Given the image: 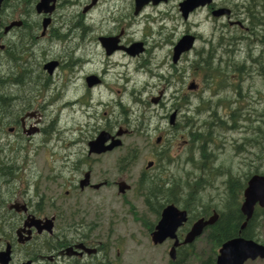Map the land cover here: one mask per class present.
<instances>
[{
	"label": "flooded vegetation",
	"instance_id": "1",
	"mask_svg": "<svg viewBox=\"0 0 264 264\" xmlns=\"http://www.w3.org/2000/svg\"><path fill=\"white\" fill-rule=\"evenodd\" d=\"M38 1L0 3V250L10 244L9 264L18 250L24 253L15 264H111L98 193L115 182L118 193L132 188L146 203L140 179L147 173L141 171L132 187L114 180L106 158L126 137L141 140L156 134L145 124L149 111L158 109L160 119L173 111L166 92L141 86V70L147 64L157 72H175L173 46L188 33L194 41L185 53L193 60L239 56L237 66L251 70L254 64L245 56L252 55L259 58L257 73L264 77V0H210L187 18L179 6L183 0H48L37 11ZM219 8L228 12L215 15ZM198 15L202 17L193 19ZM204 26L208 33L201 30ZM198 41L201 46L196 47ZM133 43L140 45L134 55L125 49ZM157 51L161 57L152 65ZM50 60L58 61L52 72L44 68ZM85 62L89 72H76ZM128 72L136 73L138 85L130 82ZM87 76H92L91 84ZM171 78L166 81L172 86ZM100 133L106 135V145L116 138L121 144L101 153L90 151L89 142ZM46 146L53 152L50 162L44 156ZM157 160H150L151 166ZM122 181L129 185L124 192L119 190ZM169 203L188 216L187 208L175 202L164 201L160 213ZM192 205L198 210L193 199ZM179 230L182 241L187 231Z\"/></svg>",
	"mask_w": 264,
	"mask_h": 264
},
{
	"label": "rangeland",
	"instance_id": "2",
	"mask_svg": "<svg viewBox=\"0 0 264 264\" xmlns=\"http://www.w3.org/2000/svg\"><path fill=\"white\" fill-rule=\"evenodd\" d=\"M199 17L202 16L198 15L193 19ZM201 30L208 33L209 27L204 26ZM199 46L201 42L198 41L196 47ZM243 54L244 52L242 56ZM160 55L161 52L157 51L152 65H155ZM162 55H166V50L162 52ZM192 58L186 53L182 54L175 72H157L154 67L149 69L150 67L145 65L146 70H141V86H144L145 90L153 87L157 91L161 89L163 93L166 92L168 98H175H167L170 111L177 110L175 124L169 125L168 119L158 118V109L156 113L149 111L151 116L146 117L145 124L150 125L151 130L154 128L157 131L156 134L150 135L149 138L146 135L141 140L134 137L124 138L120 148H115L110 153L109 159L106 158V164L114 180H125L132 187L137 183L141 171H146L147 176L151 177L161 178L163 172V177L177 179L179 176L183 189L186 188V181L192 182L195 176H199L201 186L198 187L197 194L199 193L201 201L211 202L220 208L226 196L225 183L229 176L243 181L255 170L264 172V137L260 135L253 137L255 126L261 124L259 116L254 115V109L261 111L264 108V77L257 73L260 71L261 62L253 63V68L251 70L248 68L247 72L232 71L226 66V62L231 64L240 61L239 56L223 61L208 58H204L203 61V59L193 60ZM205 61H208L210 65L219 63L222 70L219 73L214 72L212 80L208 73L204 72L205 70L211 72L206 67ZM200 63H203V69L200 68ZM230 67L232 68L231 65ZM89 69V62H85L76 72H89ZM121 69L123 70L124 67H115L117 71ZM128 69L129 71L134 69V61L130 60ZM234 72L241 74L242 77L238 78ZM135 74V72H128L131 77L130 82L138 85ZM169 78L175 85L171 86L170 82L166 81ZM191 81L196 83V88L193 90L187 88ZM235 87L238 89L236 90ZM182 97L185 101L181 100ZM176 101H178V107L175 105ZM82 106L85 108V105ZM211 108H216L220 117L230 126L235 121L236 127L233 129L225 125L218 127L216 119L208 113V109L212 112ZM243 110H247L246 113H249L250 117L243 116ZM73 113L77 115V111ZM210 121L211 131L208 128ZM192 124L194 125L191 127ZM261 125L263 131V123ZM190 127L192 130H203L204 136L200 140L191 141L188 134ZM158 135L162 137L159 144L155 143ZM246 137H251L250 141L245 140ZM252 138L261 143L254 144ZM200 144H203L207 152L211 153L206 159H203L198 149ZM156 150L159 153L157 155ZM133 153L136 156L131 159L129 156ZM51 154L53 152L46 146L44 156L49 162ZM187 157L189 159H186ZM153 159H158L159 164L147 167L146 164ZM190 159L194 160V165ZM101 163L104 164V157L101 158ZM160 163L165 169L160 167ZM200 164L202 167L205 164L204 172L197 168ZM188 189L196 190L197 186L191 183ZM241 200L242 195H240ZM97 207L102 216L104 236L107 235L108 242H111V264H168L171 241L166 240L157 245L152 243L150 233L153 229L150 230L149 227L151 223L154 227L158 218L143 202L142 195H138L132 188L124 193H118L114 182V186L110 189L99 191ZM257 219V231L261 239L259 242L264 243V210ZM202 238H198L194 250L204 247L205 242ZM22 253H24L23 250H18L10 264H15ZM189 264H198V262L193 260ZM245 264H264V259L247 260Z\"/></svg>",
	"mask_w": 264,
	"mask_h": 264
},
{
	"label": "trees",
	"instance_id": "3",
	"mask_svg": "<svg viewBox=\"0 0 264 264\" xmlns=\"http://www.w3.org/2000/svg\"><path fill=\"white\" fill-rule=\"evenodd\" d=\"M249 62L256 63L259 61V58L256 56L249 55L247 58H245ZM204 61V59H203ZM206 64V67L210 69L211 72L205 70L204 72L208 73V76L211 77V80L214 76V72L219 73L221 72L220 65H210L208 61L204 62ZM232 66V68L230 67ZM226 66L232 69V71L237 72H247L246 70L249 67H246L245 69H240L241 67L237 66V62H232L229 64L226 62ZM200 68L203 69V63H200ZM215 73V74H216ZM227 74V72H225ZM237 90L238 87H235ZM182 101H185V99L182 97ZM176 107H178V101H176ZM199 108V107H198ZM211 110L208 109V113H210L211 117L215 118L217 121L218 127H222V125H225L228 128L233 129L236 127L235 121L231 126H229L226 120H223L220 115L217 113L216 108H211ZM257 108H255L254 115L259 116L260 123H263L264 126V108L260 111H256ZM233 111V110H232ZM244 114L243 116L250 117L249 113H246L247 110H243ZM216 114V115H215ZM218 117V118H217ZM178 123V122H177ZM193 123V120H192ZM261 124H257L253 130V137L256 136H263L264 137V130H261ZM180 125V124H179ZM194 124L191 125V127ZM209 131H211L212 123H208ZM190 127V130L188 132L191 141L200 140L204 134L203 130H192ZM262 131V132H261ZM201 135L198 137V135ZM255 134V135H254ZM252 137V136H251ZM251 137H246L245 140L250 141ZM253 139V143L256 145H259L261 142L255 141ZM199 151L201 152V155L203 156V159H206L211 154L210 152H207L203 144L199 145ZM136 156L135 153L131 154L129 157L133 159ZM186 159H189L188 157ZM192 162V165H194V160L190 159ZM201 171L204 172L205 170V164L204 167L200 164L198 167ZM254 173H261L264 174V172L255 171ZM249 176V175H248ZM246 178L241 181L238 178L229 176L226 180L225 187H226V196L224 201L221 203V207L217 206L216 204H211V202H203L201 201L199 197V193L197 194L198 187L201 186V179L199 176H195V178L192 179V182L186 181L185 182V189L181 187V177H177V179L174 178H167L163 179L157 176H146L140 179L141 186L144 187V196L146 205L148 206V209L150 212L154 213L156 218H159L160 215V209L165 202H175V203H182L185 208H187L189 214L187 221L185 224H183L179 230V232H186L192 223L193 220H195L198 217H206L208 214L211 213V209L214 208L218 212L217 220L210 226H208L203 234L199 237H203L202 241L205 242L204 247L197 250L195 247V243L198 240L196 238L191 244L185 247H178L176 249V264H189V262L195 260L198 262V264H216V256L218 253V249L221 246V244L227 240L230 237L238 235L240 224L244 221V215L240 212L239 205H240V195H242V191L246 184ZM184 182V181H183ZM193 183L197 186L196 190L188 189L190 187V184ZM189 190H192L193 192H188ZM175 191L177 194H175ZM192 199L195 201V206H197L198 210H195L191 208L192 205ZM182 200V202L180 201ZM263 208L255 207L254 213L252 217L247 221V224L243 230L240 231V234L247 237V238H253L257 241H261L259 237L258 230V217L260 213L263 212ZM150 230L153 229V224H150Z\"/></svg>",
	"mask_w": 264,
	"mask_h": 264
},
{
	"label": "water",
	"instance_id": "4",
	"mask_svg": "<svg viewBox=\"0 0 264 264\" xmlns=\"http://www.w3.org/2000/svg\"><path fill=\"white\" fill-rule=\"evenodd\" d=\"M2 0H0L1 3ZM210 0H183L180 2V10L184 18H187L188 13L196 6L202 5ZM48 0H39L36 4L37 11L44 8ZM141 4V2H137ZM228 12L226 8H219L213 11L215 15ZM194 37L191 34H183L173 46L172 63H178L181 55L191 49L193 45ZM130 54L134 55L139 53V43H133L129 47L125 48ZM141 44V51H142ZM58 65L57 60H50L44 64V68H47L49 72H52ZM89 84H91L92 76H87ZM187 88L193 90L196 88V83L191 81L188 83ZM159 98V97H158ZM156 102V100H154ZM176 110H173L168 117V124L173 125L176 119ZM32 133L34 130H29ZM100 133L94 140L89 142V150L97 153L110 150L121 144V140L116 138L112 139L109 144H105L106 135ZM161 141V137L157 136L156 143ZM153 164L149 161L146 166L149 167ZM129 185L126 182H120L119 190L124 192ZM255 206L264 208V174L254 173L252 174L243 189V199L240 203V211L244 215V221L240 226V231L243 230L247 224V221L252 217ZM218 217L217 212H213L208 217L197 218L190 226L189 230L184 235L182 241H179L177 237V230L187 221V211L180 209L173 203L165 205L160 213L158 220L156 221L153 230L150 233V238L153 244H162L165 240H173L169 250V260L175 264L176 260V247L182 244H189L194 241L195 238L200 236L204 229L213 224ZM26 240L29 237H25ZM72 248H66V253H72ZM257 258L264 259V243H261L252 238H247L240 233L232 238L225 240L216 256V264H244L247 260H255ZM11 260V246L7 244L6 247L0 250V264H9ZM31 261L27 260L20 264H30Z\"/></svg>",
	"mask_w": 264,
	"mask_h": 264
}]
</instances>
